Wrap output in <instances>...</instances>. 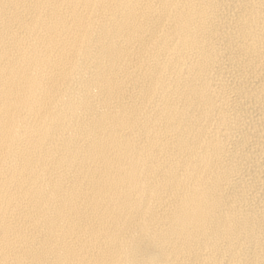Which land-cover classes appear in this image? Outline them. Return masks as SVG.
Listing matches in <instances>:
<instances>
[{"label": "bare ground", "instance_id": "bare-ground-1", "mask_svg": "<svg viewBox=\"0 0 264 264\" xmlns=\"http://www.w3.org/2000/svg\"><path fill=\"white\" fill-rule=\"evenodd\" d=\"M0 264H264V0H0Z\"/></svg>", "mask_w": 264, "mask_h": 264}]
</instances>
